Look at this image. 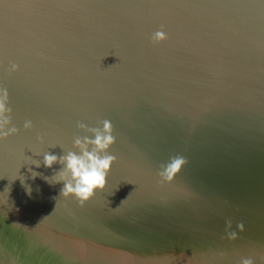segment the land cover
Returning a JSON list of instances; mask_svg holds the SVG:
<instances>
[{
  "label": "water",
  "instance_id": "water-1",
  "mask_svg": "<svg viewBox=\"0 0 264 264\" xmlns=\"http://www.w3.org/2000/svg\"><path fill=\"white\" fill-rule=\"evenodd\" d=\"M0 88V264H264V0H0ZM104 120L81 206L43 155Z\"/></svg>",
  "mask_w": 264,
  "mask_h": 264
},
{
  "label": "clouds",
  "instance_id": "clouds-1",
  "mask_svg": "<svg viewBox=\"0 0 264 264\" xmlns=\"http://www.w3.org/2000/svg\"><path fill=\"white\" fill-rule=\"evenodd\" d=\"M168 38L167 33L161 26L160 30H156L151 34V40L159 43ZM18 65L11 64V70L18 69ZM9 105V96L6 89L0 88V138H6L15 134L19 129L11 125V111ZM80 129H84L92 136H77L74 139V147L78 151H68L63 155H55L45 153L43 155V164L47 168H51L54 164L59 163L63 167L55 175L59 179L56 182H63L61 195L67 197L74 196L82 206L89 198L94 195L95 190L103 189L106 184V178L112 163L116 159L115 156L108 154V149L115 143L116 137L112 134V124L108 120L102 121V127L90 128L83 122H78ZM23 127L25 129L32 127L30 120H25ZM185 163L182 157L176 156L170 158L167 164L161 165L158 175L162 181H171L176 173H178ZM40 166L39 162L36 163ZM39 173L33 172V176ZM230 227V221L226 222ZM238 228L242 231L243 224H239ZM230 239L236 238L235 231L228 232ZM240 264H254L253 259L242 258Z\"/></svg>",
  "mask_w": 264,
  "mask_h": 264
}]
</instances>
